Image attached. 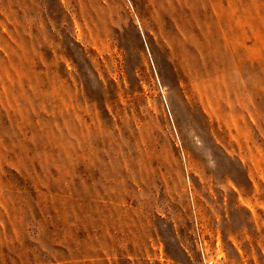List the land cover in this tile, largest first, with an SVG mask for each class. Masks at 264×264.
Returning <instances> with one entry per match:
<instances>
[{
  "label": "rangeland",
  "instance_id": "1",
  "mask_svg": "<svg viewBox=\"0 0 264 264\" xmlns=\"http://www.w3.org/2000/svg\"><path fill=\"white\" fill-rule=\"evenodd\" d=\"M0 264H264V0H0Z\"/></svg>",
  "mask_w": 264,
  "mask_h": 264
}]
</instances>
